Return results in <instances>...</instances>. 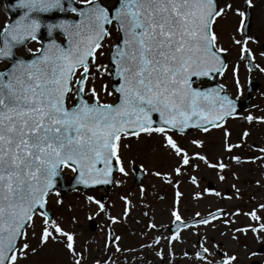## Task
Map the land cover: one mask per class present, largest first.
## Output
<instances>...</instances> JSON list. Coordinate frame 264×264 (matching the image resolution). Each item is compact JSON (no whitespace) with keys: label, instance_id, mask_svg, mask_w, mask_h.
I'll return each mask as SVG.
<instances>
[{"label":"snow or ice","instance_id":"6c2138e0","mask_svg":"<svg viewBox=\"0 0 264 264\" xmlns=\"http://www.w3.org/2000/svg\"><path fill=\"white\" fill-rule=\"evenodd\" d=\"M255 6L253 0H244L243 9L234 8L228 0L223 6L219 0H15L9 6L18 14L0 23V264H21L49 243L63 245L73 257L72 264H82L75 233L53 218L48 198L65 168L85 189L119 184L113 172L115 167L127 175L120 155L125 139L162 137L164 148L177 159L176 175L184 166L195 167L193 158L208 164L198 152L190 156L172 133L189 128L207 133L235 114V101L223 83L206 86L228 70L224 59L228 50L218 47L216 26L229 12L239 16L236 31L240 38L233 37L232 43L245 60L254 62L247 46L256 38L247 34L245 23ZM106 41L111 67L97 63V57L104 56ZM31 42L38 46L28 47ZM260 55L264 58V51ZM253 66L264 72L258 64ZM232 74L239 92L238 66ZM105 77L112 83H103ZM101 93L113 101L104 102ZM154 113L159 115L158 122ZM244 119L257 118L248 115ZM191 144L201 147L203 141L193 139ZM232 147L238 145L227 146L229 151ZM232 159L239 162L240 158ZM209 166L226 167L224 163ZM181 196L175 192L176 204ZM85 198L105 211V205L93 196ZM259 208L264 210V204ZM241 214L264 221L256 210L232 213ZM171 216L176 231L169 243L180 238V227H191L178 208ZM37 219L39 239L32 247L28 230L36 236ZM218 219L217 214H209L194 223L209 225ZM230 223L223 220L226 226ZM249 231L264 242V222L234 229L232 239ZM214 248L219 259L209 260V248L203 243L197 259L202 264H237L238 255L222 252L219 245ZM157 255L163 256L162 252Z\"/></svg>","mask_w":264,"mask_h":264},{"label":"rangeland","instance_id":"374dc122","mask_svg":"<svg viewBox=\"0 0 264 264\" xmlns=\"http://www.w3.org/2000/svg\"><path fill=\"white\" fill-rule=\"evenodd\" d=\"M228 2L232 3L234 8L244 7V0ZM253 3L256 6L250 9L252 17L248 35L256 39L255 42H249L248 47L252 50H261L264 46V4L261 0H253ZM220 4L223 6L224 0H220ZM8 19L3 1L0 0V23ZM239 20L240 17L234 12H229L216 26L219 35L218 47L226 48L230 52L228 70L225 76L218 80L232 96L243 98L244 76L248 73L243 71L239 47L232 43L233 37L240 38V33L236 31ZM112 39H116L115 32ZM37 46L32 42L28 47ZM103 51L104 56H98L97 63L107 65L109 52L107 41ZM237 66L239 92L233 84L232 74V68ZM103 83L111 84V79L105 77ZM96 86L99 89L100 82ZM101 99L109 103L113 101V97L103 93ZM248 115L257 119L253 121L244 119ZM259 118H264V88L256 94L250 108L241 115L228 119L225 126L219 129L209 130L207 133L193 131L185 135L172 133L190 156L194 157L198 152L206 157L208 164L193 158L191 163L196 166H184L182 173L176 175L173 169L177 166V159L164 148L162 137L141 135L139 140L128 138L122 141L120 155L127 175L117 173L116 179L120 183H114L110 192L103 189L89 191L77 189L68 194L54 191L48 198L49 208L54 213V219L66 231L75 233L77 252L83 254L82 264H96L97 261L100 264H139L143 259L155 261L153 264H202L196 257L201 243L212 250L209 260L220 258V254L214 248L215 245H219L222 252L238 255L237 264H264V254L258 255L260 253L257 251L264 248V242L257 240L256 234L249 231L246 235L236 234L238 238L232 239L234 229L249 225L257 226L264 222L252 221L248 215H232L237 209L241 213L256 210L257 214L264 218V210L259 208L260 204H264V152L261 151L264 149V120ZM225 132L228 135H225ZM245 132L248 133L247 136L243 135ZM193 139L203 141V145L201 147L192 145ZM228 145L238 147H232L229 151ZM232 157H239V162ZM219 163H224L226 167L220 169L209 166ZM133 164L142 166L146 173L141 186L135 182ZM157 172L161 175H155ZM64 173L68 177L73 174L67 168ZM165 173L168 174L166 178ZM221 176L224 177L223 180L220 179ZM210 183L214 184L212 190L208 188ZM184 184H193L194 187L189 194L196 197L197 193H200L205 200L200 205L190 204V201L187 202L190 205L186 206L184 203L179 212L181 218L192 219L197 217L196 213L205 215L219 208L226 209L227 216L208 226L188 228L170 245L166 239L163 245H153L156 236L171 237L169 228L174 220L171 213H166L158 206L165 197L181 189ZM56 192H59V197L55 195ZM214 192H219L220 195L212 194ZM189 194L185 202L190 200ZM88 195L103 203L105 211L101 212L95 203L87 201L85 197ZM57 199L62 200V204L58 205ZM135 203H138L140 209L128 212ZM117 204L122 207L120 211L115 210ZM109 217H115V222ZM225 219L232 223L224 225ZM90 220L97 223L96 230L90 228ZM150 224H154L155 227H149ZM39 231L40 221L37 219L36 236L32 235L31 228L28 230V242L32 247L37 246ZM110 233H113V237ZM109 235L112 240H108ZM115 237L120 239L115 240ZM157 252H162L163 260L158 257ZM251 252H255L256 255L250 256ZM72 260L73 257L66 252L63 245L49 243L36 254H30L27 259L21 261V264H72Z\"/></svg>","mask_w":264,"mask_h":264},{"label":"water","instance_id":"95a60500","mask_svg":"<svg viewBox=\"0 0 264 264\" xmlns=\"http://www.w3.org/2000/svg\"><path fill=\"white\" fill-rule=\"evenodd\" d=\"M3 1H4V5H5V8H6L8 14H9L10 19H13L18 13H14V12H12V11L10 10V7H9V6L12 5V4H14V3H15V0H3ZM44 37H45V39H46V33L44 34ZM224 59H225V62L227 63V56H226V54H225V56H224ZM108 66L111 67L110 63H109ZM215 81H216V80H215ZM215 81H209L210 84H208L207 86H210V87H211V86H215V84L217 83V82H215ZM257 87H258V84H256L255 82H253V84H252L251 87L249 88V96H248L247 100L244 101V102L232 98V99L235 101V109H236L234 115L238 114L240 111H242L243 109H245V108L250 104V102L252 101V99H253V97H254V94H255V92H256ZM227 94H228V93H227ZM228 95H229V94H228ZM229 96H230V95H229ZM234 115H233V116H234ZM153 119H154V121L158 122V121H159V115L154 113V114H153ZM223 123H224V122H223ZM223 123H222V124H223ZM192 130H194V129H193V128L185 129V130L183 131V133L190 132V131H192ZM177 131H179V130H177ZM135 170H136V172H137V177H138L137 180H138L139 182H141L142 179H143V177H144V174L142 173L141 169H139V168H136V167H135ZM116 172H117V171L115 170V167H114L113 175H114ZM79 187L84 188L83 185H79V184H77L74 178H73L72 180H70V181H66V180L64 179L63 175H62V172H61L60 177L57 179V184H56V187L54 188V190L59 188V189L62 190L64 193H67V192H69V191H71V190H74V189H76V188H79ZM98 187H104L107 191H110V189H111V187H112V183H110V184H103V185H95V186H92V187L89 188V189H92V188H98ZM84 189H85V188H84ZM49 212H50V211H49ZM50 214L53 216V214H52L51 212H50ZM95 227H96V226H92V228H95ZM173 229H175V226H174Z\"/></svg>","mask_w":264,"mask_h":264},{"label":"bare ground","instance_id":"6f19581e","mask_svg":"<svg viewBox=\"0 0 264 264\" xmlns=\"http://www.w3.org/2000/svg\"><path fill=\"white\" fill-rule=\"evenodd\" d=\"M193 185V184H192ZM190 184H184L181 189L179 190H175L171 193V195L165 197V199L161 202V204L158 206L160 209H162L163 211H165L166 213H171V211L174 209V208H178L179 212L181 211L182 209V206L183 204L185 203L186 206L187 205H190V204H194V205H200L204 200H205V197L203 195H199L196 197H193V195H190L189 192L192 190V186ZM176 191H179L180 193H182V196L180 198V203L179 204H176L175 202V192ZM188 194L190 195V200L186 201L185 202V198L186 196H188ZM195 198V199H194ZM194 199V200H192ZM196 200V202H195ZM198 200V201H197ZM190 201V204L187 203ZM121 205L120 204H117V206L115 207V210H118L120 211L121 210ZM192 208V206L190 207ZM140 209L138 203H135L131 208H130V211L128 212H132V211H138ZM161 244V241H159V243H155L154 245H160ZM139 264H141L139 262Z\"/></svg>","mask_w":264,"mask_h":264},{"label":"flooded vegetation","instance_id":"af4514ba","mask_svg":"<svg viewBox=\"0 0 264 264\" xmlns=\"http://www.w3.org/2000/svg\"><path fill=\"white\" fill-rule=\"evenodd\" d=\"M252 52H254L255 54L260 55V53L264 50H251ZM257 64L260 66V68H264V58H259V60L257 61ZM256 71L258 73V76L260 77L261 81H262V88L264 87V72L260 71L258 68H256Z\"/></svg>","mask_w":264,"mask_h":264}]
</instances>
